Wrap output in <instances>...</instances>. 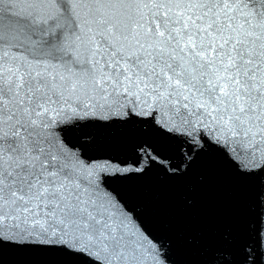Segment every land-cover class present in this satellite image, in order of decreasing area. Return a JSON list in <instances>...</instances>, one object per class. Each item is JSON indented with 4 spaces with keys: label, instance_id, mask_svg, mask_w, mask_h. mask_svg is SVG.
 <instances>
[{
    "label": "snow or ice",
    "instance_id": "obj_1",
    "mask_svg": "<svg viewBox=\"0 0 264 264\" xmlns=\"http://www.w3.org/2000/svg\"><path fill=\"white\" fill-rule=\"evenodd\" d=\"M208 154L260 210L203 264H264V0H0V264L5 246L175 264L116 185L183 182Z\"/></svg>",
    "mask_w": 264,
    "mask_h": 264
}]
</instances>
